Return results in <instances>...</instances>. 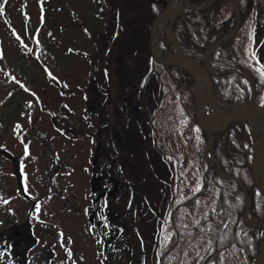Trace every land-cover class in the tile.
<instances>
[{
  "label": "rangeland",
  "instance_id": "1",
  "mask_svg": "<svg viewBox=\"0 0 264 264\" xmlns=\"http://www.w3.org/2000/svg\"><path fill=\"white\" fill-rule=\"evenodd\" d=\"M3 3L0 0V36H5L0 63V219L25 221L22 211L37 208L45 224L71 235L72 253L82 249L85 256L91 257L82 264H101V258L93 256L96 240L84 225L82 212L90 204L89 189L99 186L100 177L106 178L121 183L122 190V218L109 214L114 227L109 233L111 243L104 250L108 264H165L166 249L178 239V230L174 231L169 222L170 201L172 195L176 204L194 199L198 174L188 173L199 170L203 141L197 125L175 100L177 97L171 96L163 105L164 96L153 78L151 60L155 19L132 10L127 0ZM229 6L231 9L232 4ZM246 20V45L254 48L264 73V0H253ZM162 55L171 58L164 49ZM103 63L108 67L106 75ZM90 66L95 68L98 86L108 75L111 81H124L117 106L90 109V102L99 94L75 81L77 76H89ZM263 87L261 84L260 92ZM52 98L55 101L46 102ZM132 115L136 123L131 121ZM258 120L264 124L262 118ZM99 133L105 139L115 134L122 157L119 152L114 154V148H96L94 141L100 139ZM159 147L167 155L160 154ZM116 156L121 160L114 163ZM180 161L184 163L181 170ZM174 164L176 176H181L177 180ZM131 168L134 173L140 168L141 174L130 176ZM37 176H44L46 185H50L47 176H61L59 188L64 190L65 198L71 189L79 199L76 210L69 211L46 192L48 186L38 184ZM22 180L23 186L31 190L28 194L35 196L34 201L24 197L19 183ZM37 198H41L39 205ZM70 198V203H75L74 197ZM214 199L187 203L183 216L189 221H202L208 216L205 208L214 204ZM207 236L192 233V249L175 256L172 262L194 264L198 257L200 262L211 243L205 239ZM57 246L58 250L54 245L52 252L64 251L63 245ZM28 249L27 263L33 264L30 256L34 259L38 246ZM220 264H244V259L235 250L223 256Z\"/></svg>",
  "mask_w": 264,
  "mask_h": 264
},
{
  "label": "trees",
  "instance_id": "2",
  "mask_svg": "<svg viewBox=\"0 0 264 264\" xmlns=\"http://www.w3.org/2000/svg\"><path fill=\"white\" fill-rule=\"evenodd\" d=\"M163 1L165 0H127V3L132 10L142 15L151 14L150 18L153 20L164 8ZM207 1L209 0H186V5L197 3L198 6L187 8L178 17L173 28L185 55L201 65L204 64L207 49L230 33L236 25L234 0H214L209 6H207ZM231 4V9H229ZM239 6L242 17L241 27L231 41L218 47L211 55V66L219 71V74H212L211 77L218 99L227 103H242L248 102L251 97L250 84L243 76L246 74L256 85L255 102L264 106L262 103L264 99L262 98L261 101V96L264 97V87L261 92L259 88L261 84L264 85L262 83L264 80L263 69L254 48L251 50L246 45L247 37L243 31L244 23L247 21L251 7H253V0H239ZM112 25V23L108 24L110 28ZM107 35L112 36V33ZM151 60L154 64L153 78L164 96L163 105L166 106L167 100L171 96L177 97L175 100L182 106L184 112L189 114L192 122L197 125L203 141L199 170L197 173L196 170L188 173L190 176L198 174V181L194 186L195 191L192 193L194 199L190 202H187V199L182 200L176 204V199L172 195L170 201L169 222L172 221L174 231L178 230L175 231L178 239L176 238L175 243L166 249L165 264H176L172 262L175 256L182 255L183 252L192 249L190 237L192 233L202 235L206 233L208 236L205 239L211 242L207 244L205 255L201 261L199 262L198 257L194 264H212L213 261L215 264H220L223 256L235 250L238 252V256L244 259V264H254L259 253L262 230L248 226L245 221L247 196L240 185L236 181L223 178L217 165L210 164L205 159L204 152L208 135L198 123L192 91L189 87L181 85L182 82H185L194 86L192 77L184 70H178L175 67L168 71L165 65L154 58ZM213 138L215 144L211 151L212 155L221 163L225 173L233 175L243 182L251 196L250 218L264 221V195L258 190L251 170L254 138L249 125L247 123L233 124L224 131L213 134ZM157 150L160 154L167 155L164 148L159 147ZM172 156L175 157L174 154ZM182 167H184V163L180 161L178 168L181 170ZM140 170L139 168L138 172L134 173L131 168L130 176L141 174ZM176 175L174 164V177L176 180L180 179L181 176ZM214 197V204L205 208L208 216L202 221H189L186 216H183L182 209L187 208V203H194L199 198L208 200ZM235 257L236 254L233 258L234 261ZM180 258L179 256L178 259Z\"/></svg>",
  "mask_w": 264,
  "mask_h": 264
},
{
  "label": "flooded vegetation",
  "instance_id": "3",
  "mask_svg": "<svg viewBox=\"0 0 264 264\" xmlns=\"http://www.w3.org/2000/svg\"><path fill=\"white\" fill-rule=\"evenodd\" d=\"M5 4L7 3H3L2 5H5ZM187 6L192 7L191 3ZM6 25H8V21L5 23V27ZM106 34L104 36H106ZM24 39L25 38H22L21 41H23ZM164 42H165L164 48L166 50V53L169 55L172 52V47L166 41ZM26 46L27 45L24 44L25 49H27ZM100 46L103 49V44H100ZM3 49H5V36L4 34H1L0 36V63L2 61V56L4 55ZM104 67H105V75H106L108 67L106 66V64H104ZM89 70H90L89 76L87 74V77L85 78L79 75L80 77L78 76L75 77V81L79 85H84L83 87L84 89H86L85 86L87 88L90 87L92 91L99 94V96L94 101H99L101 103H98V102L94 103V101H91L89 104L90 109L98 110V108H101V107L106 108L107 105L110 106L111 104H112V107L117 106L120 98L123 96L122 93L124 92L123 90L124 81H122L121 79H117V78H116L117 82H114V80L111 81L108 79L109 77L108 75L103 78V81L101 80V82H99L100 86H98L96 82L97 76H95L96 74L94 75L95 68H91L90 66ZM114 84L116 85V88ZM101 87L104 90L103 93H102ZM57 90H59V88ZM113 94L115 95L113 96ZM52 101H55V99L54 98L47 99L46 102L52 103ZM131 118H132L131 121H133V123L134 122L136 123L133 115L131 116ZM135 128H134V131H135V134L137 135L136 133L137 131L135 130ZM117 134H116V138H117ZM41 135L45 136L43 133ZM103 139L105 138L103 137L101 133L100 139L97 140L96 142L94 141L96 148L98 149L114 148L115 149L114 154L116 155L119 152L121 156L122 150L120 149V146L117 145L118 143L115 140L114 133H110V139H105V140ZM120 156H116L115 160L120 161L122 157ZM60 177L47 176L46 180L50 181V185L49 183L47 185L44 184V176H37L35 180L38 184L42 186H48L46 187L47 189L45 191L49 192V194L57 198L61 203H63V205H65V207L69 211L74 212L76 208L78 207L79 199L77 198L76 194L71 189L69 190L71 194H69L68 198H65L63 194L64 190H61L59 188V180L61 181ZM19 183L21 184L24 197L26 199L34 198L33 199L34 201L36 199L35 196L32 197L28 194V193L31 194V190L23 186V180L19 181ZM65 185L67 186L68 184H65ZM120 186H121V183L119 182L115 184V183L109 182L106 178L104 180L102 177H100L99 186L91 187L89 189L87 198H89L90 204L88 205V207L86 206V208L82 212L85 218L84 225L86 226L88 232L91 234L92 238L96 240L95 251L93 253V256L98 255L99 258H101V264H108V261H109L108 253L104 251L105 248L108 245H110L109 241L111 243V240H110L111 238H109V233H111L112 231L111 229L114 227L113 216L110 215L109 217V214L112 213L113 215H116L117 218L119 217L122 218V215H121L122 207L119 205L120 195L122 192ZM70 197H74L75 203H70V201L72 200V198ZM40 202H41V198H37L38 205L40 204ZM24 213L27 217L25 221H20V219L12 220L9 218L0 219V264H28L27 259H26L28 251H29L28 248L29 247L31 248V246L33 245L38 246V249H37L38 252H36L34 259L32 258V256H30V260L32 261L33 264H61V263L62 264H82L86 262L87 259L89 258L91 259V257L85 256V254L82 252V249H79L76 253H72L71 249H69L70 242H71V235L67 234L65 231L61 229H55V228L52 229L53 227H49L48 224H45L44 221L41 219V217L38 216L39 210L37 208L28 210V211H25V210L22 211V214ZM68 222L70 224L71 219H68ZM29 243H32V244L28 245ZM54 245H55V248L57 247V250L59 248L57 245H59L60 247H62L61 245H63L62 248H64V251L62 250L61 253H59L57 250L56 252H52L51 248ZM37 261H40L41 263H37ZM110 264H116V262L111 261Z\"/></svg>",
  "mask_w": 264,
  "mask_h": 264
},
{
  "label": "water",
  "instance_id": "4",
  "mask_svg": "<svg viewBox=\"0 0 264 264\" xmlns=\"http://www.w3.org/2000/svg\"><path fill=\"white\" fill-rule=\"evenodd\" d=\"M185 1L186 0H167L163 2L165 8L156 18L152 27L151 52L153 57L160 63L164 64L168 69L172 66L179 67L193 77L195 87L191 90L196 101L197 119L200 126L208 135V142L205 148V159L208 163L217 165L218 171L223 178L236 181L246 194L247 206L245 210V221L247 225L252 228L262 229V239L255 264H264V222L250 218L252 200L245 185L237 177L225 173L222 169L221 163L211 153V150L214 147L213 134L220 133L235 123H249L252 127L255 138V151L251 170L258 189L264 194V181L261 176V169L264 163V131L263 136H260L257 133L259 131L258 119L262 118L264 120V107L255 103V85L253 81L244 74V77L250 82L252 88L250 100L243 103H227L217 98L215 84L211 77V74L214 73L210 64L211 55L218 47L231 41L241 26L242 19L239 10V0H234V9L236 12V25L234 29L207 49L203 65H200L184 54L173 31L175 21L185 10ZM174 5H176V7L173 10ZM163 17H168L163 31L165 32L168 43L173 48V58L170 60H165L160 57L157 48L158 36L156 35L155 29L157 23ZM206 108H210V113L207 116L204 115Z\"/></svg>",
  "mask_w": 264,
  "mask_h": 264
},
{
  "label": "bare ground",
  "instance_id": "5",
  "mask_svg": "<svg viewBox=\"0 0 264 264\" xmlns=\"http://www.w3.org/2000/svg\"><path fill=\"white\" fill-rule=\"evenodd\" d=\"M168 17H163L158 23H157V26H156V29H155V32H156V35L158 36L161 31L163 30L164 26H165V22L167 20ZM158 51L160 53V55L163 57L162 53H163V50L161 48V46L158 44ZM160 56V57H161ZM259 121V120H258ZM258 126H259V132L260 133H263L264 131V124L263 122H258ZM261 176H262V179L264 181V166L262 165V169H261Z\"/></svg>",
  "mask_w": 264,
  "mask_h": 264
}]
</instances>
